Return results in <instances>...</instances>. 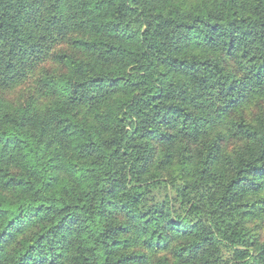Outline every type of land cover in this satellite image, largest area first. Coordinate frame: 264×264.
I'll use <instances>...</instances> for the list:
<instances>
[{
    "label": "trees",
    "instance_id": "16d2710c",
    "mask_svg": "<svg viewBox=\"0 0 264 264\" xmlns=\"http://www.w3.org/2000/svg\"><path fill=\"white\" fill-rule=\"evenodd\" d=\"M0 264H264V0H0Z\"/></svg>",
    "mask_w": 264,
    "mask_h": 264
},
{
    "label": "rangeland",
    "instance_id": "374dc122",
    "mask_svg": "<svg viewBox=\"0 0 264 264\" xmlns=\"http://www.w3.org/2000/svg\"><path fill=\"white\" fill-rule=\"evenodd\" d=\"M20 89H22V88L18 87V88L14 89V90H11L10 92H8L7 95L10 96L12 99L13 98L17 99V98L20 97V93H21Z\"/></svg>",
    "mask_w": 264,
    "mask_h": 264
}]
</instances>
